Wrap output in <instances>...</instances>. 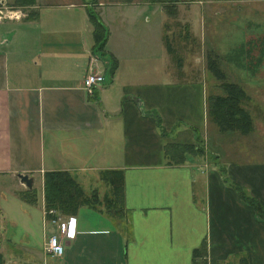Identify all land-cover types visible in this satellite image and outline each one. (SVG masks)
<instances>
[{
  "label": "crops",
  "instance_id": "obj_1",
  "mask_svg": "<svg viewBox=\"0 0 264 264\" xmlns=\"http://www.w3.org/2000/svg\"><path fill=\"white\" fill-rule=\"evenodd\" d=\"M229 1L213 5L250 3ZM202 4L180 1L169 15L145 0H34L25 6L0 0V175L17 179L16 196L28 190L17 174L32 179L30 189L38 180L35 202L14 207L25 220L24 251L33 256L23 264L47 258L53 264H264V219L240 197L264 208V161L229 160L223 145L217 143L219 154L209 146L220 131L207 127L201 75L188 77L182 67L173 80L169 72L167 79L154 77L159 56L167 57L169 71L164 36L170 30L164 23L155 29L151 17L186 23L188 34L181 33L195 42L190 22L197 15L201 30ZM9 11L16 16H6ZM88 11L106 31L102 55L91 50ZM249 36L262 42V34ZM91 54L103 80L88 96L81 81ZM260 64L257 77L264 75ZM252 131H231L232 141ZM46 171L68 172L85 194L101 200L97 208L62 216L71 217L73 235L62 239L59 257L42 245L57 233L43 206ZM116 174L121 193L114 210L104 205L111 197L104 177ZM0 216L14 225L11 216ZM38 223L40 239L30 232ZM0 240L13 239L0 230ZM30 240H41L39 249Z\"/></svg>",
  "mask_w": 264,
  "mask_h": 264
},
{
  "label": "rangeland",
  "instance_id": "obj_2",
  "mask_svg": "<svg viewBox=\"0 0 264 264\" xmlns=\"http://www.w3.org/2000/svg\"><path fill=\"white\" fill-rule=\"evenodd\" d=\"M200 1L203 3L201 8L206 18L203 19L201 30L198 16L195 15L191 19L190 25L197 33L195 42L190 40L188 35L183 36L181 33L183 29H186V34H188L187 28L189 27L186 23L182 24L181 21H173L166 16L161 17L157 14L151 17L150 25L152 23L155 29L159 23H164L167 30H170L165 34L166 44L170 51L168 56L170 60L169 71L167 57L163 59L162 56H159L154 61L155 80L167 79L168 72L170 73V79L173 80V74H176L183 67L182 70L188 77L201 75L205 83L207 96L224 94L221 87L222 83L237 84L244 91L245 97L241 98L240 104L249 113L250 120H252V130L254 131L243 136L241 140L238 138L240 141L237 142L232 141L233 133L231 131L219 132L218 137L214 136L211 140L209 139V146L213 148L216 154H219L221 150L217 147V143L223 145L230 155L228 156L229 160L243 159V161L251 163L263 162L264 124L258 122L264 123V75L257 77L260 74L257 72L259 67L254 66H257L260 62L261 64L264 63V0H250V3L246 5L238 4V2L234 5L230 3L213 5V0ZM218 1L230 2L229 0ZM177 8L175 6L174 11H177ZM237 8L239 10L236 11ZM255 34L263 35L262 42L260 37H246ZM209 52L218 55L217 65L223 74V78L215 76L214 71L211 72L208 69L207 61L211 58L208 55ZM254 71H256L255 75H253ZM178 78L180 80L185 79L181 76H178ZM257 125H262L261 130L258 127L256 130L255 126ZM210 126L214 128L215 125L208 120L207 127L210 128ZM212 142L213 144H211ZM235 153L242 156V158L236 157ZM16 185V178L9 175H0V211L2 215L11 216L14 219V225H12L8 223L5 217L3 220L0 218V230H3L6 235H10L13 239L0 240V247L3 248L2 255L7 261L6 264H23L26 255L27 259L33 257L24 251L25 242L28 241L24 240L22 234L25 220L23 216L16 212L17 209L16 211L14 209L17 206H26L25 202L15 194ZM37 185L38 180L35 178L32 188L36 189ZM31 208L38 211L37 207ZM31 226V234L40 239L39 223L37 227L33 224ZM36 229L38 233H33L32 231ZM30 241H34L37 249H39L41 240ZM53 262V259L47 258V263L44 262V264H53ZM31 263L43 264L38 259Z\"/></svg>",
  "mask_w": 264,
  "mask_h": 264
},
{
  "label": "trees",
  "instance_id": "obj_3",
  "mask_svg": "<svg viewBox=\"0 0 264 264\" xmlns=\"http://www.w3.org/2000/svg\"><path fill=\"white\" fill-rule=\"evenodd\" d=\"M34 0H14L15 5L25 6L32 4ZM152 3H158L165 13L172 15L175 11V3L180 1H194V0H145ZM88 19L92 27V45L91 50L95 54L102 55V50L105 42L106 31L97 16L88 11ZM165 40L166 37L164 36ZM211 58L207 61V67L217 77H222L223 74L217 65L218 55L213 52L208 54ZM111 69L114 66L113 60L110 61ZM221 87L224 91L222 95H209L206 98V115L207 119L212 122L218 131H237L240 134H246L251 129V120L248 112L241 106L240 100L245 97L244 91L235 83H222ZM176 150L181 152L180 147ZM183 152V151H182ZM181 152V153H182ZM181 156V154H180ZM111 191V197L105 198L104 204L106 208L110 207L116 209L115 201H119L121 193V183L115 176L107 177ZM42 191H43V206L45 210L52 209L55 214L60 216H69L74 214L81 206L97 208L101 204L95 192L87 195L82 190L81 186L71 177L66 171H46L42 175ZM18 197L26 203H34L35 196L33 189L23 190L17 192ZM240 197L253 208L255 214L264 219V208L254 199L241 193ZM114 201V202H113ZM118 203V202H116ZM110 206V207H109ZM117 210V209H116ZM200 252L194 251V255ZM0 255V264H2ZM195 263L197 264L196 260Z\"/></svg>",
  "mask_w": 264,
  "mask_h": 264
},
{
  "label": "built area",
  "instance_id": "obj_4",
  "mask_svg": "<svg viewBox=\"0 0 264 264\" xmlns=\"http://www.w3.org/2000/svg\"><path fill=\"white\" fill-rule=\"evenodd\" d=\"M6 16L15 17L16 12L9 11ZM2 17H5V15L2 14L0 10V18ZM97 60V56L91 54L85 65V74L81 81V88L88 96H92L93 90L97 88L103 80ZM45 213L52 216L49 223L56 228L57 233L46 236L42 244L43 250L50 256L59 257L63 251L62 239L71 238L73 235V229L70 231L68 230L69 221L72 219L71 217L62 218V216L55 214L52 209L46 210Z\"/></svg>",
  "mask_w": 264,
  "mask_h": 264
},
{
  "label": "water",
  "instance_id": "obj_5",
  "mask_svg": "<svg viewBox=\"0 0 264 264\" xmlns=\"http://www.w3.org/2000/svg\"><path fill=\"white\" fill-rule=\"evenodd\" d=\"M16 176L27 189L31 188L32 179L30 177H28L26 174H17Z\"/></svg>",
  "mask_w": 264,
  "mask_h": 264
}]
</instances>
